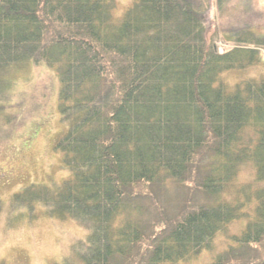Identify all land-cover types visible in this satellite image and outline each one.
Segmentation results:
<instances>
[{"label":"trees","instance_id":"obj_1","mask_svg":"<svg viewBox=\"0 0 264 264\" xmlns=\"http://www.w3.org/2000/svg\"><path fill=\"white\" fill-rule=\"evenodd\" d=\"M229 2L131 0L116 20V0H0V88L27 62L60 82L68 176L12 194L88 230L60 264L188 263L220 234L229 246L206 264H264V78L223 77L259 63L264 36L234 26L219 53L209 9ZM247 164L254 181L236 184ZM168 185L183 199L172 217Z\"/></svg>","mask_w":264,"mask_h":264},{"label":"rangeland","instance_id":"obj_2","mask_svg":"<svg viewBox=\"0 0 264 264\" xmlns=\"http://www.w3.org/2000/svg\"><path fill=\"white\" fill-rule=\"evenodd\" d=\"M116 2L117 20L131 0ZM251 4V9L244 10L242 2L230 0L221 13L215 4L210 7L208 38L214 37L215 30L220 32L215 41L219 53L228 48L224 31L234 26L248 24L251 31L264 36V0H251ZM260 58L259 63L245 70L224 74L226 83L233 85L241 79L264 78V50ZM59 87L53 69L27 62L10 69L0 88V264H60L64 258L72 261V245L86 241L88 230L75 221L50 217L41 204L30 208L26 202L16 206L12 203V194L29 188L30 183L54 185L68 176L61 164V154L54 149L57 137L64 131L57 108ZM254 178V169L247 164L234 182L246 184ZM177 189L178 186L168 185L157 190V202L164 210H170L169 217L175 216L182 204ZM240 225L241 221L234 223L228 234L239 233ZM224 237L223 234L215 237L212 251L205 249L190 262L179 264L210 262L212 256L229 246ZM143 244L136 248H144ZM247 253L252 258L259 255L251 248Z\"/></svg>","mask_w":264,"mask_h":264}]
</instances>
